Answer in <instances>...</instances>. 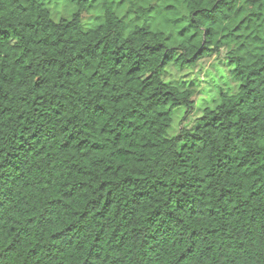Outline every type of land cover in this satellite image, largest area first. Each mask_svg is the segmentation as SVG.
Listing matches in <instances>:
<instances>
[{"label": "clouds", "instance_id": "1", "mask_svg": "<svg viewBox=\"0 0 264 264\" xmlns=\"http://www.w3.org/2000/svg\"><path fill=\"white\" fill-rule=\"evenodd\" d=\"M0 264H264V0H0Z\"/></svg>", "mask_w": 264, "mask_h": 264}]
</instances>
